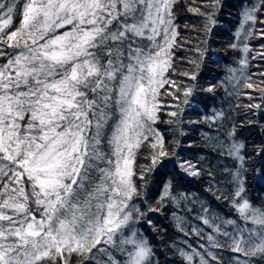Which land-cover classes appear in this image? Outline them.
I'll return each mask as SVG.
<instances>
[{"label": "snow or ice", "instance_id": "1", "mask_svg": "<svg viewBox=\"0 0 264 264\" xmlns=\"http://www.w3.org/2000/svg\"><path fill=\"white\" fill-rule=\"evenodd\" d=\"M176 3L0 0V264H160L143 225L154 229L149 213L165 200L179 204L189 197L175 193L169 179L161 207H153V174H201L176 151L180 142L169 151L155 127L161 89L170 85L175 91L165 94L174 99L182 91L190 107L197 91L215 87H181L168 75L180 47ZM237 22L227 46L242 51L238 63L246 68L247 41L264 36V0H242ZM216 25L209 16L206 32ZM257 56L264 60V52ZM183 75L196 81V73ZM251 79L245 77L247 88ZM248 107L264 112L261 104ZM168 115L181 117L183 110L177 105ZM217 116L223 113L188 123ZM243 148L233 139L226 153L239 162L231 194L223 197L236 218L202 205L196 219L212 231L191 230L208 243L197 248L185 241L186 248L177 249L183 264H223L213 249L236 253L234 264L264 262V202L248 196ZM259 153L264 156V148ZM257 178L264 183V164ZM173 216L188 236L183 218Z\"/></svg>", "mask_w": 264, "mask_h": 264}, {"label": "trees", "instance_id": "2", "mask_svg": "<svg viewBox=\"0 0 264 264\" xmlns=\"http://www.w3.org/2000/svg\"><path fill=\"white\" fill-rule=\"evenodd\" d=\"M241 3L242 0H220V6L217 7L216 0H177L174 7L175 22L179 25L177 43L180 47L175 50L174 71L169 70L168 75L181 87H191L193 84L198 89L215 87L213 92L197 91L189 98L190 107L182 103V91L177 93L179 99H174L172 95L165 94L175 91L170 85L161 89L162 110L155 127L163 134L169 151L176 141L180 142L176 151L181 158L195 164L201 174L197 177L182 173L173 176L171 171L166 173L160 170L153 174L154 183L148 187V203L153 207H161L157 201L163 184L169 179L172 180L175 193L189 197L187 201H180L179 204L165 200L160 211L149 213L154 229L152 226L143 225L145 234L157 251L160 264H183L177 249L186 248L185 241L197 248L199 244L208 243L191 231L193 228H200L204 233L212 231L196 219L202 214V205L222 218H236V213L223 198L225 195L230 196L232 189L229 185L236 168L239 167V162L226 154L231 140L235 139L244 144L241 152L245 156V167L248 169L246 186L249 198L257 205L264 202V183L257 178L258 169L264 164V156L259 153V149L264 148V112L248 107L261 104L264 108V92L260 91L264 88L261 83L264 76L260 75L264 72V60L257 56V53L264 52V36L256 33L247 41L251 49L247 54L249 63L246 68H242L238 63L243 55L242 51L227 46L233 42L238 27ZM209 16L217 21L211 33H207L205 28ZM18 24L17 16L14 26ZM230 69L237 71L233 73ZM184 73H196V81H192ZM247 76H251L253 88L245 86ZM177 105H180L183 115L170 117L168 113L176 111ZM216 113H223V116L207 122L188 123L202 121ZM233 130L234 136L230 137L229 133ZM146 155V151L141 153L138 164L146 163ZM214 193L221 198L217 199ZM173 213L185 221V230L190 233L188 236L178 230ZM213 251L223 264H234L236 253L225 249ZM253 264L264 262L257 257Z\"/></svg>", "mask_w": 264, "mask_h": 264}]
</instances>
